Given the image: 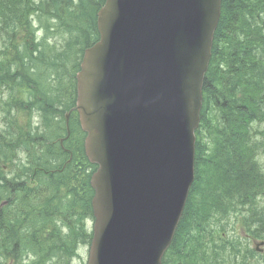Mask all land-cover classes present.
Listing matches in <instances>:
<instances>
[{
	"label": "trees",
	"instance_id": "trees-1",
	"mask_svg": "<svg viewBox=\"0 0 264 264\" xmlns=\"http://www.w3.org/2000/svg\"><path fill=\"white\" fill-rule=\"evenodd\" d=\"M103 1L0 0V39L5 38V43L16 52L14 59H0V94L7 91L11 104L20 110L28 108L24 126L12 119L11 126L0 132V163L11 164L20 153L31 159L18 161L11 179H7L0 168V202L13 197L0 209V264L5 261L2 256L12 259L13 264H72L78 244L89 243L91 238L84 229V220L91 217L93 192L88 180L94 166L87 163L80 139H72L74 148L78 146L74 154L76 159L61 174L54 175L57 180L51 181L47 191L40 194L38 187L29 189L26 184L31 167L44 168L49 163L54 168L61 167L59 162L63 161V154L57 146L47 143L51 135L61 129L57 126L61 122L58 118L61 108L64 112L68 108L66 104H74L73 77L78 69L77 61L83 48L97 40L95 13ZM260 12L264 13V3L260 1L221 0L220 18L203 84L200 125L196 131L195 182L162 264H197L200 257L196 243L203 236L202 225L209 214L215 215L219 210L230 209L238 201L248 199L253 173L246 171V160L231 154L234 147L237 149L244 143L237 134H244L253 108L256 116L257 106L264 96V17L259 16ZM33 16L46 31L50 27L49 20H56L58 28L68 37L65 47L59 51L46 48L43 52L39 48L46 44H35L33 39L31 44L13 45L19 32L33 37ZM35 51L42 57H34ZM22 86L35 88L28 92L26 100L14 94V89ZM47 88L51 96L47 95ZM31 109L38 111V126L31 124ZM207 115H211L208 123L211 128L223 127V131L215 132L214 142L217 143L210 158L211 162L215 160L207 173L214 179L204 182L202 168L205 169V163L200 159V146ZM218 177L220 181L216 180ZM59 180L73 181L85 194L84 199L79 191L73 193L82 202L76 215L64 212L69 207L62 203L56 186ZM58 220L64 231L57 225Z\"/></svg>",
	"mask_w": 264,
	"mask_h": 264
},
{
	"label": "water",
	"instance_id": "water-1",
	"mask_svg": "<svg viewBox=\"0 0 264 264\" xmlns=\"http://www.w3.org/2000/svg\"><path fill=\"white\" fill-rule=\"evenodd\" d=\"M220 0H105L76 104L94 217L87 264H161L193 182Z\"/></svg>",
	"mask_w": 264,
	"mask_h": 264
},
{
	"label": "rangeland",
	"instance_id": "rangeland-1",
	"mask_svg": "<svg viewBox=\"0 0 264 264\" xmlns=\"http://www.w3.org/2000/svg\"><path fill=\"white\" fill-rule=\"evenodd\" d=\"M49 24H50V27H49L48 31H46L45 28L43 27V25L39 24L36 21L34 28H36L38 26L39 30L36 33L35 42H36V44H38L40 42H44L46 44V46L40 47V49L43 52L46 48L59 51V50H61V48L65 47V43L68 40V37L64 33L61 32V29L58 28V23L56 20H49ZM15 39H16V41H14L13 45H16L18 47L22 46L25 42H30V40H31L30 38H27V33H22V32H19L16 35ZM29 49H32V47H29ZM15 55H16V52H15L14 48L12 46H10L9 44L5 43V38L0 39V57L2 59H14ZM33 56L37 57L38 54L34 53ZM73 57H74V54H73ZM13 63H14V61H13ZM13 63L11 66H14ZM65 67H66V64H65ZM38 71H39L38 69L35 70V73H37ZM67 71H68V66H67V69L65 70V72H67ZM31 72H34V71L31 70ZM34 90H35L34 87L22 86L21 88H15L14 94H16L19 98L26 100L28 98V92L34 91ZM46 91H47V95L51 96L50 95L51 91H49L48 88ZM8 96H9L8 92L5 91L3 94H0V99H2L4 97L8 98ZM9 107H13V108H9ZM8 109L12 110V114L9 116H5L4 110H8ZM32 110L33 109H31V111ZM32 114L35 116L36 120L39 121L40 117H39L38 111L33 110ZM27 116H28V108L27 107H25V110H20L18 107L11 104L10 101H7V103L5 105L0 107V128H2V127L6 128V126H11V120L12 119H15L18 125L24 126L25 119ZM36 120H33V121L38 124V122H36ZM260 128L264 130V125L263 124L260 125ZM257 139L262 140V142L264 143V141H263L264 139H262L260 137H257ZM19 156L23 157L24 154H20ZM259 160H260V163L262 166V171L264 174V155L262 157H260ZM1 171L5 175H10L13 172L12 169H7L6 167H2ZM259 202H260V205L262 206L263 198H261ZM242 218H243V216L238 214L235 217H233V216L230 217V220H228L229 225H228V228H226L224 230V232H225V239L231 245H235L236 242H239V243L245 242L243 239V235H242L243 227H240V225H239V221ZM213 223H214V221H210L208 228H211L212 230H214V227H211L213 225ZM84 224L87 226L88 232H89V230L91 229V226H92L91 220L87 219L84 222ZM219 236H220V230H217L216 233L212 235L213 242L215 244L218 243V237ZM78 247L80 248L78 251L79 258L75 259L73 261V264H83L84 261H86V259H87L88 246L79 245ZM229 247H230L229 249H231L232 252L235 251L234 247H232V246H229ZM239 254L240 255H247L248 254L246 252L245 245L242 247ZM2 260H5V259L2 258ZM7 260L9 261V259H7ZM238 262H239V259L236 260L235 263H233V264H237ZM19 264H21V263H19Z\"/></svg>",
	"mask_w": 264,
	"mask_h": 264
},
{
	"label": "flooded vegetation",
	"instance_id": "flooded-vegetation-1",
	"mask_svg": "<svg viewBox=\"0 0 264 264\" xmlns=\"http://www.w3.org/2000/svg\"><path fill=\"white\" fill-rule=\"evenodd\" d=\"M242 155L244 154L242 153ZM250 156L251 153H248L245 158H250ZM248 211L249 218L247 219V225L250 228L249 236L252 237L251 241L254 245V259L251 264H264V209L262 211V214L256 213L254 207H251ZM256 238H259L261 240H256ZM258 243H262L263 246H261L262 244ZM258 246L261 247L257 248ZM257 257L260 260H258Z\"/></svg>",
	"mask_w": 264,
	"mask_h": 264
}]
</instances>
